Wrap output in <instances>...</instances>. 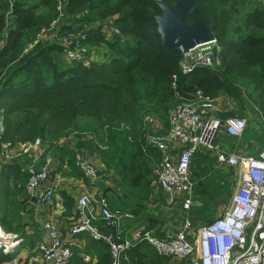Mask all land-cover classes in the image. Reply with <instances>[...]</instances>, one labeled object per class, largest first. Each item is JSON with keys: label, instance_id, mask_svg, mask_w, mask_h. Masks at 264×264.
<instances>
[{"label": "trees", "instance_id": "trees-1", "mask_svg": "<svg viewBox=\"0 0 264 264\" xmlns=\"http://www.w3.org/2000/svg\"><path fill=\"white\" fill-rule=\"evenodd\" d=\"M155 1L64 0L65 20L58 33H83L88 45L103 46L107 54L102 62L90 59L87 64L61 67L56 58L61 53L58 43L39 42L24 53L26 45L56 17L58 0H0V143L14 146L39 140L45 151L66 159L74 169V151L57 142L73 132L80 134L76 148L97 155L105 168L102 173L113 182L104 190L111 194L109 207L134 218L131 232L120 228L119 235L101 220L93 223L101 235L116 242L129 239L141 226L152 227L145 211L156 178L150 165L158 164L160 153L146 144V136L153 132L141 117V105L152 102V114L168 116L176 103L173 74L184 96L201 90L211 98L219 92L237 98L241 88L250 87L247 96L264 115V9L254 7L243 13L240 23H232L225 9L232 0H198L186 23L201 22L212 28L220 47L219 64L183 75L178 67L181 53L167 49L157 32L155 16L161 11ZM160 1L174 6L178 0ZM109 20L121 38L106 40L104 25L89 26ZM212 161L210 152L204 151L191 160L194 195L202 204L198 217L204 223L214 219L213 200L229 197L232 189L221 183L223 177L211 169ZM94 241L106 249L95 264H111L107 243ZM153 251L146 241H134L122 251L120 264L150 263L146 259L163 263ZM73 255L69 264H84ZM13 259L12 254H2L0 264Z\"/></svg>", "mask_w": 264, "mask_h": 264}, {"label": "built area", "instance_id": "built-area-1", "mask_svg": "<svg viewBox=\"0 0 264 264\" xmlns=\"http://www.w3.org/2000/svg\"><path fill=\"white\" fill-rule=\"evenodd\" d=\"M56 12V17L48 27L40 30L36 39L24 49V53L39 42L58 43L61 54L68 63L87 64L91 53L85 35L73 31L58 33L65 20L64 0H58ZM101 31L106 40L122 37L120 30L112 26L111 21ZM219 52L220 47L215 40L182 53L179 72L185 75L197 67L211 68L218 65ZM177 80V74H173L171 87L176 103L168 113L167 133L148 134L145 140L148 147L160 153L155 183L164 194L168 205H175L176 202L180 204L184 216L182 228L160 238L150 229L141 226L129 239L116 242L112 236L101 235L93 223L101 220L117 230L119 235L123 221L132 219L133 216L127 212L112 210L107 201L110 192H100L96 203L90 195L84 194L78 198V219L70 232L73 235L88 233L93 240L105 241L111 264H120L122 251L129 248L134 241L141 240L146 241L164 259L188 260L191 264H264V149L257 156L246 158L219 151L215 146L219 132L240 138L246 128V120L240 117L221 120L212 116L216 108L214 98L204 95L201 90L184 96L177 89ZM144 121L150 124L153 119L146 118ZM64 140L58 141L57 145L70 148ZM43 146L39 140L14 146L0 143V165L23 157L29 158L24 189L29 198H37L50 205L56 189L53 184L43 188L52 175L50 159L46 158L40 163ZM199 151L212 152L217 164L240 168L228 206L222 214L207 223L189 216L194 202L191 160ZM73 155L74 165L82 176L87 180H95L98 177L96 166L81 152L76 151ZM194 222H200L201 226L193 233ZM43 229L46 240L37 244L38 256L27 264H69L73 253L65 245L58 227L46 222ZM17 243V236L6 233L0 226V251L10 254ZM9 264L20 263L14 259Z\"/></svg>", "mask_w": 264, "mask_h": 264}, {"label": "crops", "instance_id": "crops-1", "mask_svg": "<svg viewBox=\"0 0 264 264\" xmlns=\"http://www.w3.org/2000/svg\"><path fill=\"white\" fill-rule=\"evenodd\" d=\"M254 1L259 2L256 3L257 5L255 4V6H260L257 8L264 9V0ZM110 21L102 23L105 25ZM92 24L97 25L92 26L91 28L93 29L103 26V24L99 25V23ZM88 48L92 61L102 62L106 59L103 56L105 53L107 54L106 48L103 47L104 52L100 55L96 53L97 46L89 45ZM66 63L68 62L66 61ZM250 90V87L247 90L241 88L240 95L237 98L224 92H219L213 97L216 102V108L212 116L221 120L227 117H240L246 120V128L242 137H229L223 132H219L215 141V146L219 151L229 155L234 154L241 158L255 157L264 149V115L247 96ZM152 104V102L142 103L141 117L143 120L152 117L153 122L150 123V128L153 134H166L168 130V116L161 118L154 113L152 114L150 112ZM1 129L2 122L0 118V131ZM79 135L77 132H73L64 138V142L65 144L68 143L70 149L74 152L83 153L96 166L98 177L95 180L85 179L78 168L74 167L72 169L66 159L62 160L61 158L53 157L52 152L45 151L47 147L43 146V153L39 158L40 163L46 158L50 159V169L52 171L50 180L43 185V188L48 184H53L56 189L52 204L50 205L40 202L37 198H29L24 189L27 178L26 167L29 164V158L23 157L0 165V226L6 233L17 236L18 243L10 254L14 255V259L19 261L20 264H27L37 258V244L46 240V234L43 229V224L46 222H51L58 227L65 245L72 251L74 258L80 259L84 264H95L101 253L106 250L97 244L88 233L73 235L70 232V228L77 223L78 219L76 208L78 198L84 194L90 195L93 198V202L96 203L98 194L104 192L105 188L113 186L109 182V175L102 173L105 168L98 156L92 152L76 148ZM92 154L95 156L93 157ZM210 154L213 160L211 169L218 176L223 177L222 184H229L233 189L236 186L240 168L217 164L214 154L212 152ZM234 169L238 171L233 172ZM190 171L195 186V176L191 167ZM232 172L234 176L230 174ZM150 186L152 192L145 212L151 216L152 227L150 230L157 237L161 236L160 238H164L168 234L182 228L183 212L178 202L172 206L166 203L165 196L156 186L155 179L151 182ZM197 199L198 196L194 195V202L190 212L191 219L195 220H199L197 209L202 205ZM217 201L219 200H213L214 218L218 211ZM108 203L111 206L112 200L109 199ZM225 207H223V210ZM133 219H130L132 221H123L121 228H124V230L127 228L126 230L131 232L130 225L133 224ZM200 225L201 223L199 222ZM127 231L124 232L126 236L130 235V232L128 233ZM1 253L0 251V257L4 254ZM4 255L7 256V254ZM162 259L164 262L161 264H191L188 260ZM146 261L150 262L148 264H157L149 259H146Z\"/></svg>", "mask_w": 264, "mask_h": 264}, {"label": "water", "instance_id": "water-1", "mask_svg": "<svg viewBox=\"0 0 264 264\" xmlns=\"http://www.w3.org/2000/svg\"><path fill=\"white\" fill-rule=\"evenodd\" d=\"M155 2L161 11L155 16L157 32L167 49L182 54L215 41L211 27L201 22L186 23V18L197 9L198 0H178L174 6Z\"/></svg>", "mask_w": 264, "mask_h": 264}, {"label": "rangeland", "instance_id": "rangeland-1", "mask_svg": "<svg viewBox=\"0 0 264 264\" xmlns=\"http://www.w3.org/2000/svg\"><path fill=\"white\" fill-rule=\"evenodd\" d=\"M256 3H259V2H256V1H254V0H244L243 2H242V0H232L231 1V3L228 5V6H226V10L229 12V13H231V16H232V23H240V21H241V16L243 15V13L245 12V11H249L250 9H252L253 7H260V6H255V4ZM257 5V4H256ZM260 5H262V4H260ZM97 23H99V25H101V24H103V23H105V22H103V23H100V22H95V24H97ZM104 25V24H103ZM89 26H97V25H94V24H90ZM48 27V26H47ZM46 28V27H45ZM39 34V33H38ZM37 34V35H38ZM37 35H36V37H37ZM36 39V38H35ZM34 39V40H35ZM32 43V42H31ZM31 43H29L28 45H26V47L25 48H27ZM104 52V48H103V46H100V45H98L97 46V54H101V53H103ZM56 58L58 59V65L59 66H61V67H64V66H66L67 65V63H66V61L63 59V56H62V54L60 53L59 55H57L56 54ZM182 60V56L180 57V59H179V62ZM11 66V65H10ZM8 69H11V68H8ZM150 118H152V117H150ZM219 135V134H218ZM211 155V154H210ZM197 166V165H196ZM150 167L151 168H153V173L155 174V171H156V167H157V165L156 164H154V163H151V165H150ZM236 171H238V170H233V172H236ZM233 172L232 173H230V174H232L233 176H234V174H233ZM111 173V175H113L112 174V172H110ZM239 173V172H238ZM108 179H110V177L108 178ZM110 182H111V184H113V182H112V180H110ZM234 188H235V186H234ZM234 188L232 189V192H231V194L229 195V197H227V198H225L223 195H220V197H218L216 200H219V201H217V209H218V211H217V213L215 214V216H219L220 214H222V212L224 211L223 210V207H227V204H228V202L230 201V198H231V195H232V193L234 192ZM225 207V208H226ZM190 212H189V216H190ZM201 226V225H200ZM199 226V224H195V225H193V227H192V232L194 233L196 230H197V228L198 227H200Z\"/></svg>", "mask_w": 264, "mask_h": 264}]
</instances>
